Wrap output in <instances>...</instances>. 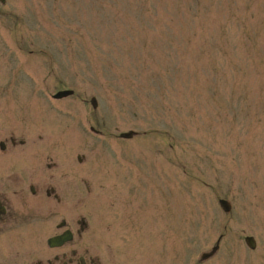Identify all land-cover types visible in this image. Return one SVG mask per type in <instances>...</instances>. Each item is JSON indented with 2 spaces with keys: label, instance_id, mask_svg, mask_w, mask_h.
I'll use <instances>...</instances> for the list:
<instances>
[{
  "label": "rangeland",
  "instance_id": "1",
  "mask_svg": "<svg viewBox=\"0 0 264 264\" xmlns=\"http://www.w3.org/2000/svg\"><path fill=\"white\" fill-rule=\"evenodd\" d=\"M6 132L101 264H264V0H3Z\"/></svg>",
  "mask_w": 264,
  "mask_h": 264
},
{
  "label": "flooded vegetation",
  "instance_id": "2",
  "mask_svg": "<svg viewBox=\"0 0 264 264\" xmlns=\"http://www.w3.org/2000/svg\"><path fill=\"white\" fill-rule=\"evenodd\" d=\"M0 135V264H101L96 225L64 216L61 174L14 169L13 133ZM107 245L119 253L116 242Z\"/></svg>",
  "mask_w": 264,
  "mask_h": 264
},
{
  "label": "water",
  "instance_id": "3",
  "mask_svg": "<svg viewBox=\"0 0 264 264\" xmlns=\"http://www.w3.org/2000/svg\"><path fill=\"white\" fill-rule=\"evenodd\" d=\"M70 94H71V92H69V91L60 92V93H57L54 97L56 99H60V98L66 97V96H68ZM91 105H92L93 108L96 107V103H95L94 99L91 100ZM132 136H134V133H132V132H129V133L121 135L122 138H131ZM219 205H220V207L222 208V210L224 212H228L229 209H230L229 205L225 201H219ZM244 242L250 249H254L255 245H254V241H253L252 238H249V237L245 238ZM216 250H217V246H215L209 253L201 255L200 260L203 261V260L208 259L209 257H211L214 254V252Z\"/></svg>",
  "mask_w": 264,
  "mask_h": 264
}]
</instances>
